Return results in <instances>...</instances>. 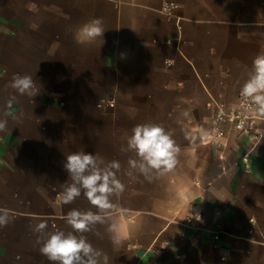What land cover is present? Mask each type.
Listing matches in <instances>:
<instances>
[{
    "label": "crops",
    "instance_id": "0c3cea01",
    "mask_svg": "<svg viewBox=\"0 0 264 264\" xmlns=\"http://www.w3.org/2000/svg\"><path fill=\"white\" fill-rule=\"evenodd\" d=\"M162 1L0 0V208L11 210L0 264H53L33 227L67 233V212L96 211L83 194L61 200L66 156L80 151L121 165L124 192L83 234L108 264H154L160 242L161 264H264V115L256 146L229 130L224 147L190 132L189 115L210 98L236 105L264 53V0H174L179 21L158 11ZM93 18L103 37L77 43ZM17 73L33 78L35 97L11 87ZM140 124L162 126L180 148L172 172L148 179L130 168L127 140ZM195 212L199 228L184 225Z\"/></svg>",
    "mask_w": 264,
    "mask_h": 264
},
{
    "label": "clouds",
    "instance_id": "9594fccd",
    "mask_svg": "<svg viewBox=\"0 0 264 264\" xmlns=\"http://www.w3.org/2000/svg\"><path fill=\"white\" fill-rule=\"evenodd\" d=\"M105 29L101 18H93L84 23L76 32L77 43L94 41L103 37ZM11 87L19 95L35 97L37 90L30 75L13 74ZM240 95L250 101L256 111L264 115V53L258 54L252 62L248 78L243 84ZM7 120H0V131H5ZM127 150L136 154L129 159L131 169L138 171L145 178L152 174L163 175L172 172L178 163L180 148L171 135L158 124H140L132 129L127 140ZM103 160L95 154L85 151L75 152L66 156L63 165L68 173L64 183L61 200L63 204H71L82 194L96 211L72 209L62 219L72 231H55L46 233L47 221H41L33 227L35 233L43 236L39 248L41 255L53 264H108L106 254L93 247L84 237L97 223H103L111 215L115 205L113 196L125 190L124 183L117 177L121 165L113 160L103 165ZM11 219V210L0 208V228L6 227ZM227 259V257H223Z\"/></svg>",
    "mask_w": 264,
    "mask_h": 264
},
{
    "label": "built area",
    "instance_id": "2783aa9c",
    "mask_svg": "<svg viewBox=\"0 0 264 264\" xmlns=\"http://www.w3.org/2000/svg\"><path fill=\"white\" fill-rule=\"evenodd\" d=\"M178 5L174 0H163L158 11L168 18H175L179 21V17L176 15ZM109 107L114 105V101L110 99L107 102ZM208 110L210 111V119L208 125L205 129V135L207 141L215 145L216 147H224L223 139L229 130L242 134L246 139L252 143L253 146L259 141L261 132L257 130L256 122L258 120V115L256 114V109L254 106H250V101L246 100L240 95H237L236 105L232 108H228L226 104L222 101L210 98L206 104ZM241 161L247 167V155L242 156ZM203 219V214L201 212H195L187 216L183 223L188 227L199 228V223ZM219 232L217 230L211 231L212 240H217L219 238ZM137 248L136 244H128L127 249ZM166 248L164 242H160L158 248L155 250V261L154 264H161L158 260V256ZM132 264H143L140 258L135 259Z\"/></svg>",
    "mask_w": 264,
    "mask_h": 264
},
{
    "label": "rangeland",
    "instance_id": "374dc122",
    "mask_svg": "<svg viewBox=\"0 0 264 264\" xmlns=\"http://www.w3.org/2000/svg\"><path fill=\"white\" fill-rule=\"evenodd\" d=\"M190 118L194 119V116H198V119H194L195 126H190L194 129H190V132H196L198 134H201L207 127L208 120L210 119V112L209 110L205 109L203 112H199V114L196 112V110L190 111ZM194 115V116H193ZM199 121V122H198ZM201 122V123H200Z\"/></svg>",
    "mask_w": 264,
    "mask_h": 264
}]
</instances>
